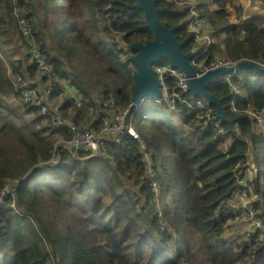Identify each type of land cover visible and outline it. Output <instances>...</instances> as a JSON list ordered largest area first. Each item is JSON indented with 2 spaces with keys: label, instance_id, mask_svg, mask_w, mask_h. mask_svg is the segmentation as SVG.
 I'll return each mask as SVG.
<instances>
[{
  "label": "trees",
  "instance_id": "obj_1",
  "mask_svg": "<svg viewBox=\"0 0 264 264\" xmlns=\"http://www.w3.org/2000/svg\"><path fill=\"white\" fill-rule=\"evenodd\" d=\"M182 1L156 0L176 10L160 18L169 27L180 25L175 33L188 52L196 42L188 8L177 6ZM135 3L0 0V52L6 55H0V195L11 183L0 203V264H264V239L225 236L235 215L226 204L243 190L240 179L249 160L253 163L256 147L264 146V132L251 112L264 109V73L239 71L233 82L242 95L221 79L208 86L232 121L222 122V131L201 117L208 111L215 116L214 104L192 111L173 98L179 123L161 99L147 97L128 110L136 67L123 45L154 38ZM228 6L231 0L198 1L207 30L214 38L223 34L201 59L208 65L217 57L264 63V15L243 19L237 7L239 22L233 23ZM21 20L31 27L28 37ZM34 46L54 64L62 83L39 71ZM27 70L42 84L49 81V101L58 102L68 123L100 129L105 119L127 111L139 137L127 133L116 141L110 135L98 154L61 151L53 161L58 134L68 138L70 129L53 130L36 105L9 101L23 98L13 78ZM165 82L169 93L177 88L174 77ZM66 90L72 93L58 99ZM184 96L198 98L191 91ZM226 138L232 143L223 150ZM259 161L264 167V158ZM239 164L245 168L239 170ZM249 185L256 195L252 207L264 221V171Z\"/></svg>",
  "mask_w": 264,
  "mask_h": 264
},
{
  "label": "built area",
  "instance_id": "obj_2",
  "mask_svg": "<svg viewBox=\"0 0 264 264\" xmlns=\"http://www.w3.org/2000/svg\"><path fill=\"white\" fill-rule=\"evenodd\" d=\"M182 3L186 4L189 10L188 28L193 33L194 40L196 42L195 49H193V52L195 54L192 62L198 69V75H202L210 69L218 68L221 66L236 65V63H238L239 61H232L225 57H217L209 65L205 64L204 59H201V57L205 52H207L210 45L215 42V38L213 37L212 33L207 30V20L198 9L197 1L184 0L182 1ZM24 32L28 34L30 32L29 28L25 27ZM123 48L127 51V46L125 44L123 45ZM33 57L41 73H43L45 76H51V79L62 83L61 80L55 75L54 64L48 61V59L44 55H42L40 50L36 47L33 49ZM260 64L264 66V63ZM154 69L162 84L161 100L165 101V104L169 106L171 110L176 109L175 104L171 102L173 98H177L178 100H180V102L188 106L192 111H204L209 107L210 104L204 98L199 97L195 100H191V98L189 99L187 96H184L187 92H189V83L184 72L176 67L171 66L170 64L161 63L154 65ZM27 71V74H24L23 71L18 72L13 78L15 85L16 83H18V86L20 87L24 102L36 105L40 109V113L44 115L46 125L49 128L58 130L63 127H68L71 131L70 137L68 138L64 137L61 134H58L54 144V153L52 157L53 161H58L60 159L61 151H68L72 155H76L79 152L81 153L86 151L97 154L99 153L101 147L105 144V142L110 139V135H112L114 137V140L116 141L121 139L122 136L127 133L133 135L134 137H139V132L135 129L132 122L127 121V111L124 113L123 111L114 113L113 118H111L110 120L105 119V123L100 129L92 125H86L85 127H83V129L73 123H68L67 120L58 111V104L53 106L49 101L51 93L53 92L52 87H50L48 84L49 81H47L46 84H42L39 78L34 77L37 74H33L30 70ZM10 72L11 71L9 70V73ZM235 74L236 71L226 73L224 76H222V81L230 85L232 93L234 95H238L241 94V89L233 82ZM166 76L174 77L177 82V88L172 93H169V87L165 82ZM64 92H66V94L72 93L67 90ZM77 104L80 105L82 103L80 100H78ZM232 107L234 110H237L235 103H232ZM251 112L256 119L257 125L264 132V109L260 112H254L253 110H251ZM201 117H204L207 123H213L216 127H220L222 131L223 125L219 120L216 119L215 116L211 115L210 111L201 115ZM18 182H20V179L18 180ZM10 186L11 183H7L3 186L0 195V203L3 202V197L11 192ZM11 206L16 208L15 201L11 202ZM242 212L243 209L241 213ZM241 213L239 216L244 219L249 218L252 224H255L259 227L264 226L261 222V219L256 215V212L249 205L245 206L244 217L241 215ZM233 220H238L237 216L234 217ZM247 235H250V231L247 232Z\"/></svg>",
  "mask_w": 264,
  "mask_h": 264
},
{
  "label": "water",
  "instance_id": "obj_3",
  "mask_svg": "<svg viewBox=\"0 0 264 264\" xmlns=\"http://www.w3.org/2000/svg\"><path fill=\"white\" fill-rule=\"evenodd\" d=\"M134 6L143 10L146 25L152 30L154 38L144 42L134 41L128 45V50L132 51L130 60L136 67L133 72L134 91L130 108L147 97L154 100L160 98L162 95L161 81L156 74L154 65L166 59L171 66L185 73L189 90L198 97H204L210 104H214L217 118L232 125V121L225 115L223 100L211 93L208 86L233 70H254L255 73L263 74L264 66L256 62L242 60L236 65L221 66L198 75V69L192 62L194 52L183 51L184 41L179 40L176 36L175 32L180 25L169 27L161 21V14L176 12V10L170 6H158L156 0H136Z\"/></svg>",
  "mask_w": 264,
  "mask_h": 264
},
{
  "label": "rangeland",
  "instance_id": "obj_4",
  "mask_svg": "<svg viewBox=\"0 0 264 264\" xmlns=\"http://www.w3.org/2000/svg\"><path fill=\"white\" fill-rule=\"evenodd\" d=\"M194 1V0H193ZM195 1H199V0H195ZM233 6H228L227 9H228V12L230 13L229 15V19L231 22H235V16H238L237 14L239 13L237 11V7H240V10L242 11V14H243V18L245 16V11H246V6L244 5L246 3V0H231ZM259 2V1H258ZM261 4L260 5V8H259V13L260 15H264V8L262 7V0L260 2ZM255 4L257 3H253V6H255ZM178 7H180V9H187L186 7V4H183L182 2H179L177 4ZM214 7V6H213ZM251 8V7H249ZM248 10V9H247ZM189 11V10H188ZM187 14V13H186ZM189 16V12H188V15L187 17ZM245 19V18H244ZM223 37V34L220 35V38ZM0 55L1 57H3L5 59V53L4 52H0ZM14 56H16L17 58L21 57V53L20 51L14 53ZM242 72H245L246 69H242L241 70ZM252 77H254V75L251 74ZM262 79L264 80V74L262 76ZM16 85H18V83H16ZM96 91H99V90H96ZM95 91V92H96ZM66 92H63L62 94H60V96L58 97V99H63L65 97ZM18 99L20 100H24V98H18L16 96H11L9 97V101H12V102H16L15 105L19 104L20 101H18ZM54 101V100H52ZM60 102V101H59ZM58 102H56L57 104ZM169 117L172 119L173 122L175 123H179L180 122V117L178 115V111L175 110V111H169ZM46 122V121H44ZM232 141L229 139V138H226L224 139V141L220 144V148L223 149V150H226L227 148L230 147ZM261 158H264V146H257L256 147V151H255V156H254V159H255V162L256 163H260V159ZM251 165V161L249 160V168L247 169V171L244 173V175L242 176V178L240 179V183H241V186L243 188H247V189H243L241 190V193L242 194H245L244 195H241V197H236L234 199V206H236L239 210H241L243 208V212L241 213V215L244 217V209H245V206L251 201L252 197H255L256 195L255 194H252V196H247L246 195V192H251L253 191V188L251 185H249V182L250 181H253L254 180V176L252 174V172L254 171V168L250 166ZM238 168L239 170H243L245 168V164L241 165L239 164L238 165ZM262 170L264 171V167H262ZM251 220L249 218L247 219H244L242 217H239L238 220H230L229 222H227V228H226V231H225V236L228 237V238H231L232 240H235V238L239 237L238 240L240 241L241 239H247V237H243V232L241 230L243 229H251L252 226L250 224H252V222H250ZM236 222L240 225H243L244 227L243 228H239L236 226ZM250 223V224H249ZM242 236V238H241ZM264 239V233H261L259 234L258 236V240H262Z\"/></svg>",
  "mask_w": 264,
  "mask_h": 264
},
{
  "label": "clouds",
  "instance_id": "obj_5",
  "mask_svg": "<svg viewBox=\"0 0 264 264\" xmlns=\"http://www.w3.org/2000/svg\"><path fill=\"white\" fill-rule=\"evenodd\" d=\"M197 4H198V1H197ZM202 13V12H201ZM258 15H260V14H258ZM252 16H256V15H249V16H244V18L245 19H247V18H250V17H252ZM238 17V16H237ZM243 18V19H244ZM238 22H239V17H238ZM237 22V23H238ZM21 27H22V30L24 31V29H25V27H27V28H29V31H31V27L30 26H28V25H26V23H25V21L24 20H21ZM25 33V32H24ZM30 33V32H29ZM29 33L28 34H26L25 33V35H27V37L29 36ZM213 35V34H212ZM214 37V36H213ZM223 38V37H222ZM219 40H222L220 37L219 38H215V42H217V41H219ZM214 42V43H215ZM127 46V45H126ZM38 48L39 49V47L38 46H34L33 47V49L34 48ZM40 50V49H39ZM127 50H128V46H127ZM129 51V50H128ZM192 52H193V49L191 50ZM41 52V51H40ZM195 54V53H194ZM33 59H34V57H33ZM35 60V59H34ZM242 61V60H241ZM247 61H250V60H247ZM252 61V60H251ZM161 62V61H160ZM160 62H158V63H160ZM240 62V61H239ZM252 62H254V61H252ZM158 63H156V64H158ZM256 63H258V62H256ZM134 64V63H133ZM155 64V65H156ZM168 64H170V63H168ZM237 64V63H236ZM260 64V63H259ZM233 71H236V74H235V76H240L241 74L239 73V71H241V70H233ZM229 72H231V71H229ZM228 73V72H227ZM234 76V77H235ZM219 79H221L222 80V77H219ZM161 87H162V84H161ZM190 91V90H189ZM242 95V94H241ZM161 97L162 96H160V98L159 99H161ZM199 98V97H198ZM201 98H204V97H201ZM158 99V100H159ZM205 99V98H204ZM145 100V99H144ZM143 100V101H144ZM206 100V99H205ZM142 101V102H143ZM207 101V100H206ZM142 102H140L139 104H136V105H134L133 106V108H128L129 110L130 109H133V110H136V109H138L139 108V106H140V104L142 103ZM208 102V101H207ZM209 103V102H208ZM210 104V103H209ZM211 105V104H210ZM176 110V109H175ZM175 110H173V111H175ZM215 117H216V119L217 120H219L221 123L222 122H224V121H221V119H219V118H217V116L215 115ZM98 154V153H97ZM257 164L259 165V163H256L255 161L252 163L251 162V167H253L254 168V171L252 172V174H253V176H254V179H255V176L258 174V172H259V170H262L261 168H259L258 166H257ZM263 171V170H262ZM241 184V183H240ZM156 186V185H155ZM248 188V187H247ZM243 189H246V188H243ZM252 193L254 194V192L252 191ZM241 195H244L245 196V194H242L240 191H238V192H236L235 194H234V196H233V199H230L229 200V202L226 204V206L227 207H232V209H233V211L235 212V215L233 216V217H231L229 220H228V222L230 221V220H233V218L234 217H236L237 216V218H239L240 216V213H241V211H242V209L241 210H239L236 206H234V199L236 198V197H241ZM256 197V196H255ZM255 197H252V199H251V201L247 204V205H249L251 208H253L252 207V205L255 203V201H254V198ZM254 210V209H253ZM255 211V210H254ZM251 222V221H250ZM261 222L263 223V225H264V221L261 219ZM250 224V223H249ZM238 225H240V224H238L237 222H236V226H238ZM251 226H252V228L251 229H243V230H241L242 232H243V237L245 236V237H247V240H252L253 239V236H255V239L256 240H258V236H259V234H261V233H264V226L263 227H259V226H256L255 224H250ZM241 226V228H243L244 226L243 225H240ZM226 227H227V223H226ZM260 230V231H259ZM248 231H250V235H247V232Z\"/></svg>",
  "mask_w": 264,
  "mask_h": 264
},
{
  "label": "crops",
  "instance_id": "obj_6",
  "mask_svg": "<svg viewBox=\"0 0 264 264\" xmlns=\"http://www.w3.org/2000/svg\"><path fill=\"white\" fill-rule=\"evenodd\" d=\"M260 2H261V0H246V3L244 4L247 7L246 11H245V15L249 16V15H258V14H260L259 13V8H260L259 4H261ZM253 3H257V4H255V6H253ZM249 7H251V8H249ZM234 18H235L236 21L233 22V23H237L238 22V17L235 16Z\"/></svg>",
  "mask_w": 264,
  "mask_h": 264
},
{
  "label": "flooded vegetation",
  "instance_id": "obj_7",
  "mask_svg": "<svg viewBox=\"0 0 264 264\" xmlns=\"http://www.w3.org/2000/svg\"><path fill=\"white\" fill-rule=\"evenodd\" d=\"M132 53V51H130Z\"/></svg>",
  "mask_w": 264,
  "mask_h": 264
}]
</instances>
